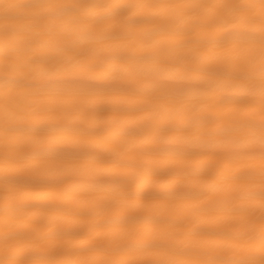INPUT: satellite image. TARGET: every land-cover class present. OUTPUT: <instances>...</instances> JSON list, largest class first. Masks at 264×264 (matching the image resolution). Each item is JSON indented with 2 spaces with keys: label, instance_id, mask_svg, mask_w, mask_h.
<instances>
[{
  "label": "clouds",
  "instance_id": "clouds-1",
  "mask_svg": "<svg viewBox=\"0 0 264 264\" xmlns=\"http://www.w3.org/2000/svg\"><path fill=\"white\" fill-rule=\"evenodd\" d=\"M3 159L0 264H264V0H0Z\"/></svg>",
  "mask_w": 264,
  "mask_h": 264
},
{
  "label": "bare ground",
  "instance_id": "bare-ground-1",
  "mask_svg": "<svg viewBox=\"0 0 264 264\" xmlns=\"http://www.w3.org/2000/svg\"><path fill=\"white\" fill-rule=\"evenodd\" d=\"M226 55V54H225ZM55 131H60V132H66V133H71V134H86L87 129L82 128V127H63V126H57ZM80 155H86V154H80ZM0 166H13V162L8 160V159H3L0 160ZM94 166L88 165V164H78L74 165L73 168L76 170H82V171H90L92 170ZM107 186V185H105ZM92 185H87V184H82L80 185L81 190H89L91 189ZM56 193H49V195H55ZM126 222H143V223H150L154 222V219L151 217H138V218H132L129 221ZM155 229H150V228H139L133 230L134 232H146V231H154ZM122 261V264H152V260L150 255H145V254H129L127 256H123L120 258Z\"/></svg>",
  "mask_w": 264,
  "mask_h": 264
}]
</instances>
